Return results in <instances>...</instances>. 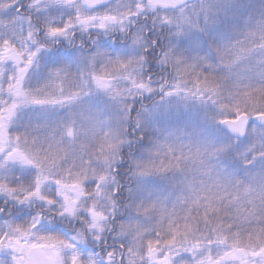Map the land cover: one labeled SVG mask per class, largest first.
Segmentation results:
<instances>
[{
	"label": "snow or ice",
	"instance_id": "6c2138e0",
	"mask_svg": "<svg viewBox=\"0 0 264 264\" xmlns=\"http://www.w3.org/2000/svg\"><path fill=\"white\" fill-rule=\"evenodd\" d=\"M0 264H264V0H0Z\"/></svg>",
	"mask_w": 264,
	"mask_h": 264
}]
</instances>
